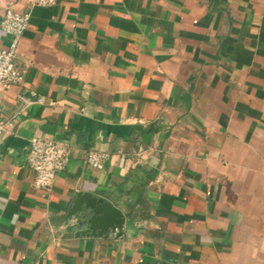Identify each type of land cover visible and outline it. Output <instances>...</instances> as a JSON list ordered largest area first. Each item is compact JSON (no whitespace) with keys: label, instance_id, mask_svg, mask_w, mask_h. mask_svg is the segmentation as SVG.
<instances>
[{"label":"crops","instance_id":"1","mask_svg":"<svg viewBox=\"0 0 264 264\" xmlns=\"http://www.w3.org/2000/svg\"><path fill=\"white\" fill-rule=\"evenodd\" d=\"M7 7L30 20L0 88V264H264V0ZM44 135L70 147L50 190L26 162ZM78 194L120 231L77 236Z\"/></svg>","mask_w":264,"mask_h":264},{"label":"built area","instance_id":"2","mask_svg":"<svg viewBox=\"0 0 264 264\" xmlns=\"http://www.w3.org/2000/svg\"><path fill=\"white\" fill-rule=\"evenodd\" d=\"M57 0H33L41 7L54 5ZM29 12H20L7 7L3 13L0 30L8 37L6 47L0 48V88H7L20 83L22 74L16 69L14 59L19 41L29 25ZM12 121L0 118V137L9 134ZM70 154L67 143L50 136H34L29 141L27 166L34 175L33 185L36 189L50 190L56 174L66 167ZM111 154L102 150H90L84 156V163L92 169H102Z\"/></svg>","mask_w":264,"mask_h":264},{"label":"water","instance_id":"3","mask_svg":"<svg viewBox=\"0 0 264 264\" xmlns=\"http://www.w3.org/2000/svg\"><path fill=\"white\" fill-rule=\"evenodd\" d=\"M79 214L77 224L84 229L76 235H103L107 231H120L123 214L104 198H96L90 194H78L69 209L66 218Z\"/></svg>","mask_w":264,"mask_h":264}]
</instances>
